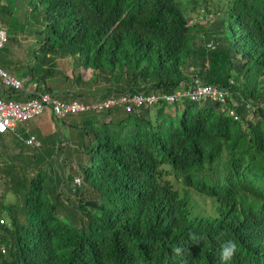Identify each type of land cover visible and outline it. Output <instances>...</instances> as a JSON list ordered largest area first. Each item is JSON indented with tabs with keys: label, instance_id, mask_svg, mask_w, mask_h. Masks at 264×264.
I'll return each mask as SVG.
<instances>
[{
	"label": "trees",
	"instance_id": "16d2710c",
	"mask_svg": "<svg viewBox=\"0 0 264 264\" xmlns=\"http://www.w3.org/2000/svg\"><path fill=\"white\" fill-rule=\"evenodd\" d=\"M23 1L37 20L29 26L40 53L29 81L42 82L53 56L66 54L93 73L126 75L116 95L174 93L195 75L231 96L227 104L163 100L123 108L116 119L115 107L79 122V173L92 195L76 186L68 214L82 224L59 214L65 191L53 189L66 180L48 186L42 168L24 175L25 220L14 205L0 206V219L9 218L0 222V264H223L228 240L239 245L232 264H264V0H227L219 11L203 5L204 18L214 15L208 21L222 15L204 47L195 42L203 26L188 13L199 0H0V25ZM191 189L214 199L213 213L197 210Z\"/></svg>",
	"mask_w": 264,
	"mask_h": 264
},
{
	"label": "rangeland",
	"instance_id": "374dc122",
	"mask_svg": "<svg viewBox=\"0 0 264 264\" xmlns=\"http://www.w3.org/2000/svg\"><path fill=\"white\" fill-rule=\"evenodd\" d=\"M183 1L187 4L190 1L193 2L194 0ZM226 1L227 0H208L204 2V0H199L198 8L193 5L189 8L188 13L191 18L195 19V22L198 21L199 26H203L198 29V38L195 40L198 46H205V38L208 37V35H211L218 18L222 17V15L218 16L216 14V22L201 19L199 21V19L196 18V15L199 14V10L203 8V5H205L212 11H219L222 7H226ZM25 7H27L25 4H21L20 8H23V11L20 13V10H17L15 13L16 17L12 20V25L9 27L10 29H8L9 38L5 42V48L2 52H0V56H3V54L15 56L13 52V45L16 42H19L18 51L15 50L16 56L19 57V55L24 54V51L28 49L26 46L28 43L27 41L29 38L31 39L34 37L32 30L34 27L29 26V24H35L37 23V20L34 21L32 16L28 18L26 17L27 13L26 10H24ZM24 22H27L25 26ZM206 29H211L210 33H207ZM11 30L13 32H11ZM20 44H22V46ZM17 52L19 53L18 55ZM24 55L26 56V53ZM26 59H28V57H26ZM53 59L54 62L50 65L53 69L52 72H50L48 77L40 82L39 86L44 88L45 85L46 87L51 88L52 92L58 95L59 98L62 97L61 99L76 97L84 100H93L98 98V96L102 97L105 94L116 95L118 93L116 88L126 87L129 85L130 80L126 75H119L116 77L110 73L101 72L99 70L93 73L91 68L85 69L80 66L71 55L56 54L53 56ZM17 60L21 61V63L19 65L15 64L14 66H7V70L12 74H17L18 76L22 75L23 70H27L29 67L32 68L33 63L37 61L33 60L34 62H29L23 59ZM180 104L184 106L183 102H180ZM113 110L116 112L113 114V118L115 119L118 118L117 113L120 115L125 112L123 107L120 106ZM93 114L102 116L103 111L79 112L69 116L66 120H57L55 122L56 126L51 129H46L47 127H50L46 126V130L43 131V134L36 130L35 135L41 141L40 146L29 145L26 142V138L29 135L23 131L21 125H19L20 128L18 127V130L22 137L16 134H7L4 135L3 138L0 136V206L7 204L14 205L16 210L20 209L22 211V213H20V220L24 221L25 215L22 210V201L26 196V190L31 184L30 181L25 183L24 175L32 177L34 173H37L38 170L42 168L44 171H47L48 179L45 184L48 186L49 181L57 185L56 182L60 178L66 180L64 184H58L53 190L57 192L60 188H62V190L65 191V193L60 195V200L65 204V206L60 208L59 214L73 220L68 213L73 210L75 204H78L77 199L79 197V194L75 193L73 189L78 186L85 192L86 197H90V195H92L91 191L89 192L86 190L87 187L82 188V186H87L83 180L81 183L77 181L70 182L68 176L71 173L76 178L80 177L79 162L83 157H85V154L75 150V148L77 149L79 148L78 146L81 145L79 142L80 139H82L80 137V131H82L83 128L79 122ZM248 115L251 117L252 114L248 113ZM61 142L67 143L66 148H59V144H61ZM170 177L177 182L173 175ZM178 186H181V183H178ZM190 191L199 212H214V199L198 193L195 189H191ZM7 215H4V217L6 216V223L9 222ZM65 219L69 221L67 218ZM73 222L76 224H82L81 215L79 214Z\"/></svg>",
	"mask_w": 264,
	"mask_h": 264
},
{
	"label": "built area",
	"instance_id": "2783aa9c",
	"mask_svg": "<svg viewBox=\"0 0 264 264\" xmlns=\"http://www.w3.org/2000/svg\"><path fill=\"white\" fill-rule=\"evenodd\" d=\"M205 8L199 10L198 17L207 20L214 17L212 13L204 18ZM191 23L195 19H190ZM8 29L0 25V51L5 47V42L8 40ZM209 47H214V43H208ZM0 78L3 84L16 90L24 88V80L19 78L8 70L0 66ZM191 83L178 89L174 93H167L164 91H140L135 93H126L122 95H109L107 97L85 101L81 98L70 97L66 99L59 98L54 92L39 89L34 96L28 97L25 100H16L5 96H0V135L14 132V134L22 137L18 130L19 125L27 123L28 121L37 118L46 110L50 109L57 120H66L69 116L79 112L86 111H106L117 106L125 108L127 111H135L145 105H154L166 100L169 103H179L184 99L194 101L215 100L222 104L229 102L231 91L228 87H221L211 83H207L199 76H192ZM237 104V103H235ZM249 111L255 108L252 103L247 104ZM228 111L235 117L240 118L238 110L234 107H229ZM30 129H28L29 131ZM29 145L40 146V139L33 133L26 138ZM63 144H66L64 142ZM76 181L81 183V177H77ZM1 223H6L5 218L0 219ZM5 251V249H4Z\"/></svg>",
	"mask_w": 264,
	"mask_h": 264
},
{
	"label": "crops",
	"instance_id": "0c3cea01",
	"mask_svg": "<svg viewBox=\"0 0 264 264\" xmlns=\"http://www.w3.org/2000/svg\"><path fill=\"white\" fill-rule=\"evenodd\" d=\"M28 2L23 1L21 2V4H25V6L27 5ZM26 9V7H25ZM24 9V10H25ZM17 10H20V13L23 11V8L21 9L20 6L16 8L15 13L17 12ZM16 17V15L14 14V18ZM13 18V19H14ZM0 24H2V22H0ZM12 25V21L10 24H7L8 29H10L9 27H11ZM11 32H13L11 30ZM28 36V35H26ZM32 39V38H31ZM29 38V40L27 41V50L24 51V54L26 53V56L24 54L16 56L15 54V50L18 51V43L16 42L13 45V52L15 56H9L7 54H3V56H0V66H2L3 68H5L6 70L8 69L7 66H14L19 65L21 63V61L17 60V59H23V60H27L29 62H34L38 59V55L40 54H36L35 51L38 49V46L36 45V41L35 40H31ZM22 46V44H20ZM5 48V47H4ZM3 48V49H4ZM2 49V50H3ZM2 50L0 52H2ZM19 53L17 52V55ZM31 54V55H30ZM26 57H28V59H26ZM34 60V61H33ZM35 63V62H34ZM20 67V66H18ZM30 68V67H29ZM44 71H42L41 69H39V72L35 73V78L39 77L40 75H42ZM15 76L22 78L24 80V88H22L21 90H19L18 92L13 91V89H9V87L5 86L0 78V96H5L8 98H13L16 100H25L26 98L30 97V95H35L36 92L41 89V87L39 86L40 83H38V81L35 79L33 81H29L32 78V73H28L26 70H23L22 75H17L15 73H13ZM26 75V76H25ZM45 87V85H44ZM58 96V95H57ZM62 98V97H60ZM70 98V97H69ZM57 119L55 118V115L53 114V112L48 109L46 110L43 114H41L40 116H38V118L32 119L30 121H28L27 123L21 124L23 131L29 135L30 133L35 134V131L38 130L40 131L42 134L44 133L43 131L48 129V128H52L55 127ZM46 126H50L47 127L45 129ZM20 128V127H19ZM18 128V129H19ZM28 129H30L28 131ZM7 134H14V132H8L5 134H2L1 137L3 138L4 135Z\"/></svg>",
	"mask_w": 264,
	"mask_h": 264
},
{
	"label": "clouds",
	"instance_id": "9594fccd",
	"mask_svg": "<svg viewBox=\"0 0 264 264\" xmlns=\"http://www.w3.org/2000/svg\"><path fill=\"white\" fill-rule=\"evenodd\" d=\"M200 239H203V237H200ZM238 250L239 245L234 240H228L226 243L222 244L220 250V259L223 264H232V261ZM176 251L179 252L180 249H176Z\"/></svg>",
	"mask_w": 264,
	"mask_h": 264
},
{
	"label": "bare ground",
	"instance_id": "6f19581e",
	"mask_svg": "<svg viewBox=\"0 0 264 264\" xmlns=\"http://www.w3.org/2000/svg\"><path fill=\"white\" fill-rule=\"evenodd\" d=\"M215 40V39H214Z\"/></svg>",
	"mask_w": 264,
	"mask_h": 264
}]
</instances>
